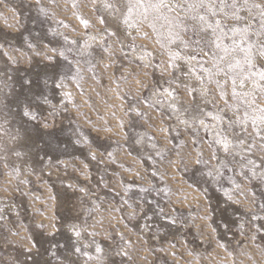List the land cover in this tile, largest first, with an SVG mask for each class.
<instances>
[{"label": "rangeland", "instance_id": "1", "mask_svg": "<svg viewBox=\"0 0 264 264\" xmlns=\"http://www.w3.org/2000/svg\"><path fill=\"white\" fill-rule=\"evenodd\" d=\"M168 41L104 0H0V264H264V140Z\"/></svg>", "mask_w": 264, "mask_h": 264}, {"label": "snow or ice", "instance_id": "2", "mask_svg": "<svg viewBox=\"0 0 264 264\" xmlns=\"http://www.w3.org/2000/svg\"><path fill=\"white\" fill-rule=\"evenodd\" d=\"M104 7L113 13H119L126 24L133 14L143 20L151 18L153 27L160 22V27L167 29L168 43L174 44L179 40L184 49H190L192 52L191 55L172 52L173 67H178L176 60L182 59L191 64L197 56L202 59L209 57L211 68L205 71L210 76H222L225 86L229 83L231 85L233 102H226L225 107L236 115L227 123L228 132L231 133L235 125L239 124L243 128L250 121L255 134H259L264 140V107L256 103L257 90L264 95V2H258V0H104ZM87 23L89 22L86 20L85 24ZM29 47L32 48L34 45ZM3 48L4 45L0 44V50ZM53 51L57 50L53 49ZM35 54L41 55L40 52ZM5 55L8 53L5 52ZM57 55L64 56V52L57 51ZM46 58L55 59L51 55ZM9 59L12 63L17 62L13 56H9ZM197 79L202 80L203 77L197 76ZM59 86L63 87V84ZM187 87L185 85V88ZM237 88L241 91L238 92ZM192 91L196 89L193 88ZM172 92H176V89L173 88ZM172 92H169L170 97ZM201 92L204 95L208 94L203 88ZM66 95L71 94L66 93ZM220 95L227 98L228 92L221 91ZM45 103L49 101L45 100ZM172 107L174 109L176 107L175 99H173ZM241 108H243L242 114H240ZM53 109H55L54 105ZM129 111H137V109L130 106ZM220 111L222 112L223 109ZM205 115L212 116L213 113L207 112ZM22 116L36 120V116L31 115L30 105L22 109ZM214 118L222 119L219 115ZM192 119L206 126L204 119L198 117ZM182 123L188 124L189 121L183 120ZM243 130L247 131L246 128ZM237 142L240 145L245 143L243 140ZM230 143V141H224L225 151H229ZM261 150L264 151V146ZM16 154L20 155L19 152ZM92 155L95 158V154ZM196 163H200L198 158ZM68 187L71 188L72 185L69 184ZM76 235L80 236V232L76 231ZM96 251L101 252L102 249L97 246Z\"/></svg>", "mask_w": 264, "mask_h": 264}, {"label": "bare ground", "instance_id": "3", "mask_svg": "<svg viewBox=\"0 0 264 264\" xmlns=\"http://www.w3.org/2000/svg\"><path fill=\"white\" fill-rule=\"evenodd\" d=\"M155 93H156V92H155ZM155 93H154V94H155ZM167 94H168V93H167ZM162 95H163V94H162Z\"/></svg>", "mask_w": 264, "mask_h": 264}]
</instances>
